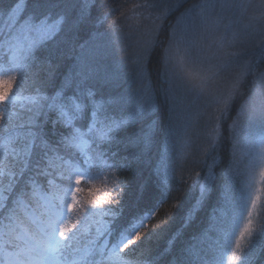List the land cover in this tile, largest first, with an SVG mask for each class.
Masks as SVG:
<instances>
[{
	"label": "snow or ice",
	"instance_id": "snow-or-ice-1",
	"mask_svg": "<svg viewBox=\"0 0 264 264\" xmlns=\"http://www.w3.org/2000/svg\"><path fill=\"white\" fill-rule=\"evenodd\" d=\"M94 6L95 0H0V264H257L264 253V217L253 219L260 197L247 207L245 189L234 190L235 160L219 186L215 162L209 164L202 181L190 186L187 202L173 204L177 211L166 226L142 231L168 199L174 178L169 142L175 129L161 128L158 119L161 97L167 103L172 93L125 87L120 69L107 63L106 34L99 30L106 17L94 18ZM253 6V0H201L178 18L162 56L169 80L175 76L169 67L174 58L181 64L199 60L204 70L200 94L208 92L205 111L211 109L205 155L215 151L223 120L243 96L245 78L255 77L229 126L236 137L233 156L239 149L250 157L248 190L257 167L264 182V72L256 75L264 63V40L256 45L255 59L240 65L217 94L207 81L228 73L234 57L249 54L242 48L217 55L243 43L233 24ZM255 7L252 19L264 18V0ZM172 10L165 8L164 15ZM133 15L139 19L143 13ZM143 18L155 23L161 17ZM89 25L95 30L85 32ZM198 30L199 40L193 39ZM154 47L150 38L136 53L139 80ZM257 122V128L249 127ZM145 164L153 193L147 182L113 178L114 197L77 208L82 181L95 183L107 173ZM201 213L197 230L186 236Z\"/></svg>",
	"mask_w": 264,
	"mask_h": 264
},
{
	"label": "trees",
	"instance_id": "trees-1",
	"mask_svg": "<svg viewBox=\"0 0 264 264\" xmlns=\"http://www.w3.org/2000/svg\"><path fill=\"white\" fill-rule=\"evenodd\" d=\"M149 0H95V6L92 10V16L106 17V21L100 31L105 33L104 44L106 45V59L107 63L120 69L123 79L125 81V87H129L132 90L143 88L147 85L153 90H171L172 97L167 103L163 98L160 99V111L158 113V119L160 121L161 128L171 124L175 129V135L169 142L170 158L169 164L174 167V178L170 182V192L168 193V199L160 206L154 219H152L147 228L143 229L145 233L157 230L166 226V222L170 221L176 214V208L173 204L178 202L186 203L189 199L190 186L194 181H202L203 176L208 171V165L213 164L214 172L218 179L215 181L219 186L222 181L223 172L232 164L233 160L238 161L234 165L238 169L237 174L234 175V190L239 191L243 188L246 178L245 165L250 159L247 155H242L241 150L236 151L235 157L233 156V145L236 143L235 133L230 130V125L236 118V108L239 104L243 103L244 99L249 95V90L252 86V81L255 79L253 75H248L245 78V85L241 89L243 96L238 98L237 103L229 116L223 120L220 127V135L217 141L215 151L205 155V149L209 144V138L207 136L208 128L203 127L202 131L192 129L190 134H186V143L178 144L180 134L183 131L187 122H194L198 125V122L205 121L207 118L209 122L208 113L211 109L205 111V105L209 102L210 96L208 92L201 95L200 85L203 80L204 70L201 68L199 60L187 61L179 67V72H175V76L171 80L167 79L163 74L162 56L164 50L169 45V39L177 24L178 18L194 4L201 3V0H167L172 11L164 15L159 22H155L152 26L153 30L150 31V36L142 38L136 35L135 31L127 24V17L130 15L136 5H141ZM180 3V7L176 9L174 6ZM254 7L249 9V18L247 22L249 27L246 30V34L240 29L237 32L241 33L243 37V43L237 44L231 49H226L229 52H240L242 48L248 50V55H242L234 57L236 63L233 64L232 69L228 73L222 74L213 80L207 81V88L212 94H217L222 90L227 81L240 70V65L246 60L255 59V55L259 49L256 47L257 40L264 35V18L260 20H254L252 17L258 15V9L255 7L259 3V0H253ZM191 23V21H187ZM151 28V29H152ZM89 30H95L91 25L86 26L85 32ZM150 38L155 39V47L149 58V62L146 67V75L143 80H139L136 76L135 64L136 53L142 50V44L145 40ZM193 39L199 40V30L193 36ZM215 47L209 50L206 54L211 55L215 52ZM179 62L178 58H174L169 67L173 69V66ZM216 61H213L215 63ZM180 63V62H179ZM207 67V64L205 68ZM264 72V63H261L256 69V75ZM171 110V111H170ZM204 117V118H203ZM208 126V125H207ZM249 127L257 128L258 122ZM188 129V128H187ZM185 144V145H184ZM180 146H183V157H180L182 152H179ZM156 155L153 152V161H155ZM179 165V166H178ZM98 169L93 168L92 172H97ZM200 172L201 176L197 177L196 173ZM151 168L145 165L135 166L133 170L121 171L116 173H107L101 180L95 183H84L82 181V191L77 194L79 204L77 208L87 207L89 200L108 199L114 197L116 192L112 190V179L119 180L122 184H138L142 182L148 183V193L154 192L152 186ZM262 198L257 207V214L255 221H258L261 217H264V182H263ZM98 190V191H97ZM92 191L93 195H89ZM194 196L195 193H192ZM78 214V213H77ZM204 213H201L194 225L186 230V236L196 231V226L199 225ZM163 246V242H159V247ZM153 247L156 248L157 244L154 242ZM127 251V250H126ZM260 260H264V253L261 254ZM260 260L257 264H260Z\"/></svg>",
	"mask_w": 264,
	"mask_h": 264
},
{
	"label": "rangeland",
	"instance_id": "rangeland-1",
	"mask_svg": "<svg viewBox=\"0 0 264 264\" xmlns=\"http://www.w3.org/2000/svg\"><path fill=\"white\" fill-rule=\"evenodd\" d=\"M144 4H156L157 7L156 8H152V9L134 8L132 10V12L130 13V15L127 17L128 26L135 31L136 35H139L142 38H146L147 36H150V31L152 32L153 28L155 27L154 26L152 28L154 23H153V20L151 18L150 19H144L143 17L149 16V14H151L152 18L160 16L161 17L160 19H156L155 20V22H159L164 16V9L165 8H171L169 6L167 0H149L148 2H144L141 5H144ZM253 4H254V2H253ZM249 9H251V8H249ZM249 9H248L247 13H245L243 16L239 17L238 21L233 24V30L234 31H237V29H240V30H242L244 32L245 26L247 25L249 27V23L250 22H247V19L249 18V13H250ZM134 10L137 11V12H142L143 16L138 19L137 17H135L133 15ZM225 15H227V14H225ZM224 23H227V19H225ZM230 35H231V33H229V36ZM242 39H243V37H242ZM261 40H264V35L261 36L257 40L256 44H258ZM237 44H239V43H237ZM226 49H231V48H226ZM226 49L218 52L217 55L222 56L224 54V51H226ZM181 65L182 64L179 63V62L176 63V65L173 66L174 72H179L180 71L179 67ZM205 66H206V64H205ZM204 120L205 121H203V122L199 121L198 125H196V123H194L192 121L190 123L187 122L186 125L183 128L182 133L179 136L181 140L179 141L178 144H182V143L186 142V134L189 135L192 129L196 128V130L203 132L202 128L203 127L206 128L207 125H208L207 118H204ZM183 148H184L183 146H180L179 152H182L180 157H183V155L185 153V152L183 153ZM246 184H247V176L245 178L243 188L245 189V192L248 195V205H247V207H250L251 206V199L253 197L259 196L260 200H261L262 195H263L262 194V192H263V189H262L263 182H261L260 178H259V167L256 168L255 180H254L253 187L251 188V190L247 189ZM257 189H259V191H257ZM260 200L257 202V207H258V204H259ZM257 207L253 210V219H254V221L256 219ZM246 218H247V213L245 212V219Z\"/></svg>",
	"mask_w": 264,
	"mask_h": 264
}]
</instances>
